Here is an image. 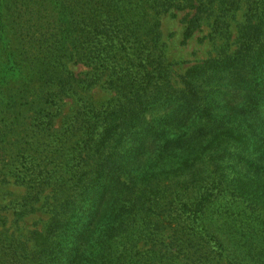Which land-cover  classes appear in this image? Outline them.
<instances>
[{
  "label": "trees",
  "instance_id": "trees-1",
  "mask_svg": "<svg viewBox=\"0 0 264 264\" xmlns=\"http://www.w3.org/2000/svg\"><path fill=\"white\" fill-rule=\"evenodd\" d=\"M55 2V20L33 9L28 28L16 21L21 55L10 57L33 58L6 66L42 67V75L0 72L1 170L30 189L28 207L50 192L44 206L52 225L36 233L29 254L22 234H14L12 256L2 250L0 264H264V77L239 119L221 116L220 93L173 81L158 31L168 0ZM210 5L221 14L248 10L226 58L244 69L264 66V1L198 0L190 27L202 25ZM2 31L0 11L5 42ZM68 59L85 65V76L51 70ZM101 82L116 92V103L84 105L68 120L72 129L58 148L66 164L56 151L50 168L44 157L52 143L33 154L4 146L21 118L48 125L36 134L51 137L64 116L59 103ZM75 137L77 148L69 149Z\"/></svg>",
  "mask_w": 264,
  "mask_h": 264
},
{
  "label": "rangeland",
  "instance_id": "rangeland-1",
  "mask_svg": "<svg viewBox=\"0 0 264 264\" xmlns=\"http://www.w3.org/2000/svg\"><path fill=\"white\" fill-rule=\"evenodd\" d=\"M197 1L168 0V3L166 2V11L160 15L161 23L158 29L164 45L165 63L173 72V81L179 88L186 87L187 89L189 85L193 89L196 83L200 86L206 83L208 92L220 93L219 105L222 109L219 114L230 119H239V110L247 105V101H252L248 100V95L252 92L257 94L255 84L264 77V66L244 69L241 64L232 66L226 58L232 53L231 51L237 49L240 24L244 23V14L247 16L248 10L235 11L232 9L229 14L228 12L221 14L220 11L216 12L210 5L208 6L209 11L204 14L205 19L202 21V25L190 27V20L196 13L194 5ZM33 9L41 11L45 17L48 16L51 20L60 17V9L55 0H6L3 7H0L3 20L7 24V32L2 31L7 41H0V72L5 71L10 75L24 74L29 77L42 75V67L35 69L23 67L21 71L7 70L6 67L12 58L19 61L33 58L10 57V53L13 51L18 56L21 55L20 52L16 51L18 50L17 37L19 35L17 28L19 23L16 21L21 22L22 28H28V23H31V15L29 16V14ZM17 18L20 19L17 20ZM22 33L24 32L20 34ZM255 40L252 38L251 43H255ZM38 58L43 59L45 57ZM51 70L62 73L65 78H82L88 68L83 64H75L74 61L68 59L66 65H60ZM258 87L261 88V85ZM32 93V97H35L38 92ZM13 95L17 96L18 99L22 97L20 91H14ZM116 95V92L105 82H101L89 90L81 87L76 88L69 97L64 98L65 100L59 103L64 116L57 119L51 137L45 139L40 134H36L39 131L38 128H45L48 125L39 123L32 118H21L13 133L6 139L4 146L10 151L17 149L16 154L24 148L31 150V154H33L32 150L37 149L41 144L45 145L44 142L52 143L54 150L49 149L44 158L50 162V168H55L53 155L59 151L56 154L59 164L64 165L67 161L66 154L58 148H62V142L66 140L65 136L72 129L68 120L74 115L77 120V116L84 105H91L98 110L108 108L110 104L116 103ZM158 112V109H155L152 114L156 115ZM77 139L75 137L70 141L69 149L74 147L75 142L77 148ZM31 161L32 164L39 163L35 160ZM1 166L2 164L0 165V253L2 250H7L8 256L11 257L12 252L8 247L14 243L12 237L14 234H22L21 249L26 252L27 247L34 248L35 239H40L36 233L49 231L52 225L51 214L44 204L50 192L47 191L39 195L28 207L26 203H29L31 199L26 198L29 196L30 189L17 183L15 177L1 170ZM23 211L25 214H22ZM68 237L70 241L76 240L74 233ZM26 253L29 254L30 252Z\"/></svg>",
  "mask_w": 264,
  "mask_h": 264
}]
</instances>
